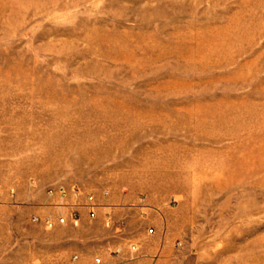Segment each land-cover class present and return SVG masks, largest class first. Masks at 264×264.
Masks as SVG:
<instances>
[{
  "label": "rangeland",
  "instance_id": "rangeland-1",
  "mask_svg": "<svg viewBox=\"0 0 264 264\" xmlns=\"http://www.w3.org/2000/svg\"><path fill=\"white\" fill-rule=\"evenodd\" d=\"M0 162L133 196L167 264H264V0H0Z\"/></svg>",
  "mask_w": 264,
  "mask_h": 264
},
{
  "label": "crops",
  "instance_id": "crops-1",
  "mask_svg": "<svg viewBox=\"0 0 264 264\" xmlns=\"http://www.w3.org/2000/svg\"><path fill=\"white\" fill-rule=\"evenodd\" d=\"M50 188H15L0 162V264H167L178 256L169 220L153 218L150 232L135 218L133 196Z\"/></svg>",
  "mask_w": 264,
  "mask_h": 264
},
{
  "label": "built area",
  "instance_id": "built-area-1",
  "mask_svg": "<svg viewBox=\"0 0 264 264\" xmlns=\"http://www.w3.org/2000/svg\"><path fill=\"white\" fill-rule=\"evenodd\" d=\"M54 190H55L54 188H51L49 191L53 193ZM56 190L60 191L63 195H65L67 189L65 188V186L59 185L58 187H56ZM89 198L92 199V197H89ZM60 221H63V219H60ZM47 222L48 224H50L49 220ZM149 231L152 232V229H150Z\"/></svg>",
  "mask_w": 264,
  "mask_h": 264
}]
</instances>
